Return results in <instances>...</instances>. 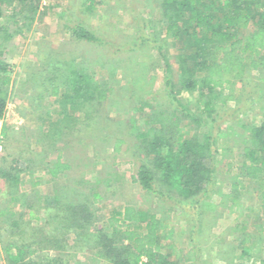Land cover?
<instances>
[{"label": "rangeland", "instance_id": "rangeland-1", "mask_svg": "<svg viewBox=\"0 0 264 264\" xmlns=\"http://www.w3.org/2000/svg\"><path fill=\"white\" fill-rule=\"evenodd\" d=\"M16 7L0 20L2 59L13 69L0 120V168L19 160L28 171L15 189L0 178V210L16 195L15 218L22 222L13 234L2 220L0 264H9L4 243L21 244L31 235L58 238L60 248L33 246L35 253L25 255L23 263L107 264L105 244L127 243L112 225L114 214L126 207L161 220L158 248L170 259L194 249L193 261L180 264H264L262 188L240 170L249 162L244 141L251 127L264 121L263 75L249 69L228 89L184 91L175 98L165 60L177 84L181 57L190 46L167 33L158 0H50L36 14L22 15ZM77 24L103 42L77 41L68 30ZM255 28L251 24L238 33L245 38ZM85 74L98 90L107 91L105 100L97 89L88 99L68 98L72 79ZM229 95L235 99L228 101ZM209 102L213 110H206ZM158 114L166 125L176 124L180 141L207 145L204 163L211 180L193 197L166 183L159 172L153 192L134 181L140 166L154 171L142 140L150 136ZM59 155L70 169L53 178L46 166ZM79 204L87 213L74 225L66 206ZM30 208L38 218L26 223L22 215ZM119 225L133 229L122 220Z\"/></svg>", "mask_w": 264, "mask_h": 264}, {"label": "trees", "instance_id": "trees-1", "mask_svg": "<svg viewBox=\"0 0 264 264\" xmlns=\"http://www.w3.org/2000/svg\"><path fill=\"white\" fill-rule=\"evenodd\" d=\"M161 2L167 23V33L175 39L187 42L190 49L181 57L180 77L177 84L172 83L171 69L165 60L167 85L175 90V98L184 91H203L210 94L219 88H229L235 81L243 80L247 70H258L263 76L260 82L264 85V0H158ZM41 0H0V20L4 12L11 6L17 5L20 15L26 10L36 14ZM15 11V10H14ZM28 27L33 25L34 15L28 19ZM256 28L245 38H241L239 30H246L250 25ZM5 30L0 26V33ZM77 41L89 43H102L103 41L83 25H73L68 28ZM0 45V120L6 110L9 98L8 87L11 85L13 69L2 59L3 51ZM72 98H86L94 94L97 87L88 79L87 74L77 76L71 81ZM98 90V89H97ZM107 91L98 90V98L105 100ZM233 101L235 96L226 97ZM178 100L176 99V102ZM211 102L206 104V110H213ZM161 115H154L151 121V134L144 137L147 152L152 155L154 171L147 166H140L134 181L138 182L147 191L153 192V181L159 172L162 179L177 188L186 197H193L203 191L210 182L211 170L204 163L205 146L197 145L193 139L180 141L177 126L174 123L166 125ZM156 124L158 125L156 127ZM153 129V130H152ZM250 139L245 140L244 152L249 162L244 161L240 170L248 179L260 183V205L264 210V121L250 129ZM234 163L229 165L233 168ZM48 172L53 178L70 169V165L62 161L61 155L56 161L47 164ZM28 171L19 160H14L9 168H0V178L5 180L9 188H17L21 181V174ZM99 195H96V198ZM17 200L14 195L5 209L0 210V225L9 222L13 234L18 233L22 222L15 217L19 215L14 211L13 204ZM65 208V207H64ZM71 215L72 224H76L80 217H85L87 207L83 204L67 207ZM22 217L31 222L38 218L36 211L31 208ZM112 225H116L114 234L127 241L115 245L106 243L107 264H180L182 261H193L194 249L186 255L177 254L172 260L158 248V231L161 220L155 214L148 215L146 211L126 207L123 212H117L112 217ZM5 221H2L4 220ZM120 220L132 224L133 229L121 230ZM1 225V226H2ZM3 239V227H1ZM259 232L264 233V224L259 226ZM250 235L242 240L246 244ZM60 240L53 236H43L40 239L31 235L24 243H7L9 264H37L35 262L23 263L25 255L35 253L33 246L40 250L45 247L60 248ZM39 244V245H38ZM14 254H11L10 251ZM41 255V254H40ZM39 255V256H40ZM44 256V255H43ZM46 256V255H45ZM47 257V256H46ZM47 260V259H46ZM53 260V259H52ZM59 262V261H58ZM48 264H50L48 262ZM53 264H57L54 261Z\"/></svg>", "mask_w": 264, "mask_h": 264}, {"label": "built area", "instance_id": "built-area-1", "mask_svg": "<svg viewBox=\"0 0 264 264\" xmlns=\"http://www.w3.org/2000/svg\"><path fill=\"white\" fill-rule=\"evenodd\" d=\"M50 0H41V6L46 5ZM0 140H1V135H0ZM1 142V141H0ZM0 149H1V144H0Z\"/></svg>", "mask_w": 264, "mask_h": 264}]
</instances>
